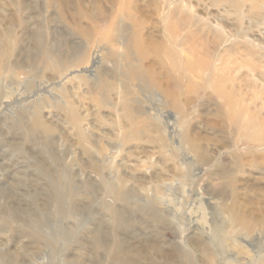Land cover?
Here are the masks:
<instances>
[{
  "label": "rangeland",
  "instance_id": "1",
  "mask_svg": "<svg viewBox=\"0 0 264 264\" xmlns=\"http://www.w3.org/2000/svg\"><path fill=\"white\" fill-rule=\"evenodd\" d=\"M232 1L0 0V264H264V0Z\"/></svg>",
  "mask_w": 264,
  "mask_h": 264
},
{
  "label": "bare ground",
  "instance_id": "2",
  "mask_svg": "<svg viewBox=\"0 0 264 264\" xmlns=\"http://www.w3.org/2000/svg\"><path fill=\"white\" fill-rule=\"evenodd\" d=\"M249 1V0H248ZM252 3H256V0H251V5L253 6V8L255 9H258V7H257V5H255L254 6V4H252ZM231 4H233V5H238V3L237 2H235V0H233L232 2H231ZM264 33V32H263ZM97 57H98V55H96L95 57H93L91 60H88L87 61V63H86V65H85V70H90V68L94 65V63H95V60H97ZM172 65L174 66V62H172ZM168 184V183H167ZM173 184V183H172ZM174 185V184H173ZM168 186V185H167ZM169 187V186H168ZM170 188V187H169ZM152 195V194H151ZM196 195H200V194H196ZM201 196V195H200ZM165 204V203H164ZM166 205V204H165ZM231 216V219L235 222H237V226L239 225V227L240 228H242V229H250L251 227H252V225H253V223H251V222H249V221H246V220H243V219H241V218H239L238 216H234V215H232V214H230ZM205 228H207V227H205V226H203V229H205ZM206 230V232L207 231H210V229L208 228V229H205ZM264 232V231H263ZM263 232H261V233H263ZM205 236V235H204ZM260 251V250H259ZM259 251H256V256H257V253L259 254ZM233 254V256H232V258H231V260H228V261H225V258H226V256H224L223 258V261H222V263H221V261H220V263L221 264H250L253 260H249V257H244L243 259H245V260H240V259H238V257H237V254H235V253H232ZM264 255H261V256H258V257H256L257 258V260L259 259V260H261V258L263 257Z\"/></svg>",
  "mask_w": 264,
  "mask_h": 264
}]
</instances>
